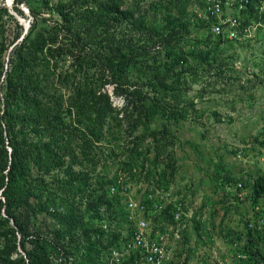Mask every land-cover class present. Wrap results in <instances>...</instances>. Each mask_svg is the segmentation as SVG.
<instances>
[{"label":"trees","instance_id":"16d2710c","mask_svg":"<svg viewBox=\"0 0 264 264\" xmlns=\"http://www.w3.org/2000/svg\"><path fill=\"white\" fill-rule=\"evenodd\" d=\"M258 2L250 0L240 11L245 22L258 16L264 22ZM23 4L32 18L24 36V27L16 24L8 40L0 19V264H111V250L129 238L128 227L117 236L110 233L116 208L125 199L126 210L127 199L109 193L116 175L108 179L107 174L120 156L116 127L127 124L134 145L149 138L153 169L168 170L163 158L172 142H166L175 138L172 127L195 107L190 93L203 98L205 87L217 88L209 95L231 91L226 67H243L233 55L220 58L218 51L225 45L242 50L246 42L210 34L216 21L199 0H133L132 6L125 0H14V11L25 17ZM182 6L192 8L188 16L180 12ZM191 20L204 30V39L190 38L198 28ZM194 71L203 77L198 90ZM107 86L123 99L122 107L113 106ZM184 97L192 101L181 105ZM85 161L88 170H75ZM98 165L103 177L95 180ZM135 168L140 170L121 166L118 171L134 177ZM166 178L164 170L157 180L164 190ZM238 182L257 215L264 203V173L225 184ZM259 215L260 225L245 221L237 264H264V210ZM127 216L123 211L129 223ZM151 219L161 231L175 224L170 206ZM120 264H141L140 256Z\"/></svg>","mask_w":264,"mask_h":264},{"label":"rangeland","instance_id":"374dc122","mask_svg":"<svg viewBox=\"0 0 264 264\" xmlns=\"http://www.w3.org/2000/svg\"><path fill=\"white\" fill-rule=\"evenodd\" d=\"M132 2L133 0H125V6H132ZM143 4L146 6L148 2ZM13 7L14 0H0V9H3L0 13V19L6 25V38L8 40L12 38L16 24L24 27V36L27 30L26 27L29 26V22L32 19L30 13L26 14L21 8V5L19 8L25 17L18 15ZM25 7L27 8L26 5ZM191 11L192 8L188 6H182L180 10L185 16H188ZM149 14L153 15L154 12L150 11ZM8 16H12V19H8ZM190 22L195 27H198L197 23L193 20ZM195 37L204 39V30L199 27L193 29L190 38ZM227 46L225 45L222 49H219L220 58L225 59L233 55V58L236 59L235 62H239L243 68L240 69L234 65L231 71L229 69L231 65L226 67L228 68V72L224 75V79L229 78V83H227L232 84L231 91L227 85L228 88L225 90L227 92L226 94L220 95L214 93L209 95L208 93L210 91L217 90L216 87L212 89L209 87L201 89L207 93L205 95L206 97L203 98L197 97L196 92L190 93V95L193 94L195 96L193 99L195 107L188 111L189 116L185 122L179 121L172 127L175 138L169 139L166 142H172L164 151L163 159H165L167 164L170 163L168 170L162 166H159L156 170L153 169L154 143L149 138L144 142H139L134 145L132 144V138H127V124H121L120 127H116L117 130L114 131V134L119 136L117 137L119 141L116 147L118 148L120 156L115 160V164L110 166L107 176L108 179L115 177V175L117 176L120 172L118 169L121 166H129L130 168L132 166H138L140 170L135 168V176L130 179L132 185L129 192L130 198L145 202L146 204L148 187L150 185H153L160 191L164 188L157 184V180L160 175L162 177L165 170L167 174L166 179L169 183V189L166 191L170 192L174 197L180 198L182 195L184 200L182 198L180 199L186 202L185 210L188 211L192 203L193 205L197 204L199 206V204L210 202L215 197H219L216 193L213 196L208 195L216 192L213 191L215 187L219 188L220 184L230 183V180L236 178L228 174L229 169L227 171V164L224 165L223 159L219 160V158L221 154L227 153V149H229L228 152L230 154L233 150L236 151L239 149L243 145L241 142H250L252 144L257 142L259 140L257 139L259 137H257L258 132L261 129L264 130V56L261 44L256 41H246V47L242 50L239 47L228 50ZM2 61H7L5 54L3 55ZM192 65L193 68L198 67V71H201L200 63H194ZM250 72H254L257 78H251L248 75ZM193 81L196 83L193 89L198 90L200 89L199 82L203 81V77L198 76L194 71ZM106 90L111 97L113 106L115 108L122 107L123 99L113 95L112 86H107ZM189 101H192V99L184 97L181 102L183 104L181 105L187 104ZM159 124L158 121L155 127H158ZM142 130V128H139L136 134H139ZM241 137L248 138L240 139ZM258 143H262L260 146L264 147V138ZM166 155H170L171 160L166 159ZM193 161L196 163H193ZM87 165L88 162H82V165L76 166L75 170L81 172L86 169L88 170ZM256 166V164L250 165L252 173L256 170ZM260 167L263 171L256 173V176L243 173L242 177L246 181H252L253 178L262 175L264 173V157ZM94 174L95 180L103 177L102 165H98L95 168ZM212 176L214 179H210ZM195 197H199L200 199L196 201L197 198L195 199ZM231 199L233 203L247 204L252 207V203L247 197L238 201L237 198L226 196L220 200L212 201L214 210L206 216L204 223L195 220H191V223H189L190 220L185 219V217L183 218V222L185 221L187 225L184 228H180L181 245L187 253V261L192 262V264H237V258L235 259L238 247L237 242L240 238L242 239L241 233L244 230L245 221L251 218L250 221L252 220V223L254 222L260 225L259 214H262L264 210V203L262 204L261 210H258L260 212L256 209L258 212L257 215L252 211L250 214L242 213L246 211L242 209H239V215H237L232 212L234 206L228 205ZM153 201H159L158 196L153 197ZM124 203L125 199H122L121 209L119 206L116 208L118 218H116V223H113L110 227V233L113 236L122 234L128 227L127 220H125V217L123 218V211H126L124 209ZM236 216L238 220H233L232 218ZM153 217L146 218L151 232L157 226L153 219H151ZM88 218L89 216L87 215L86 220ZM41 223L42 219L38 221V224ZM111 238L112 236L108 235V239L111 240ZM260 247L264 250V244H260ZM20 253H22L21 250Z\"/></svg>","mask_w":264,"mask_h":264},{"label":"built area","instance_id":"2783aa9c","mask_svg":"<svg viewBox=\"0 0 264 264\" xmlns=\"http://www.w3.org/2000/svg\"><path fill=\"white\" fill-rule=\"evenodd\" d=\"M199 1L204 5L206 14L216 21L209 29L210 34L232 41H256L261 44L264 51V22L261 21L260 16L256 20L245 22L240 15V11L245 9L250 0ZM256 8L258 9V15L262 14L264 12V0H259ZM133 172L135 173V169ZM130 179V174L120 171L114 184L109 186L111 195L119 192L127 197L126 211L129 221V238L122 243L121 247L111 250V264H120L122 260L132 255H139L141 264H186L187 253L180 243V228H184L186 225L183 218L203 223L205 212L208 210H204L205 212L200 215L196 213L188 214L185 210L186 203L182 199L174 197L164 189L160 191L153 185L148 187L146 201H151L152 205L147 208L145 202L136 201L129 197L132 186ZM226 191L235 194L238 201L247 196L242 182L235 185L228 184ZM155 196H158L159 201H153ZM169 206L175 224L166 225L164 231H161L157 226L151 232L144 215L148 214L149 218L158 216ZM238 258H243V256H238Z\"/></svg>","mask_w":264,"mask_h":264},{"label":"crops","instance_id":"0c3cea01","mask_svg":"<svg viewBox=\"0 0 264 264\" xmlns=\"http://www.w3.org/2000/svg\"><path fill=\"white\" fill-rule=\"evenodd\" d=\"M259 136V137H258ZM257 142H254L253 144L250 143V142H241V144L243 143V145L241 147H239V149H237L236 151H232V153L230 154L228 152L229 149H227V153L226 154H221L219 160H222L224 162V165H226V169L228 171L229 169V175H233L232 177H236V179H239L240 177L243 176V173L246 174V175H252V176H256V173L258 172H262L263 169L261 170V162L263 161V157H264V147H261L260 143H258L259 141H262V139L264 138V130L261 129L260 132H258V135H257ZM263 137V138H262ZM248 137H241L240 139H246ZM211 140V139H210ZM234 152V153H233ZM193 163H196L195 161H193ZM222 164V163H221ZM251 164H256V170L253 171V173L251 172V169H250V165ZM210 179H214V177L212 176V178ZM228 184H220V187H215L213 189V191H216V192H212L211 194H209L208 196H213L215 193L219 196V197H215L213 200H211L210 202H204L202 204H199V206L196 204L191 205V207L188 209V211L186 210V213L188 214H191V213H196V214H202L204 213L205 211L204 210H208L207 212H205V218L207 215L211 214L214 210V204L212 201L214 200H220L221 198H224L226 196L231 197V194H223V189L225 188L226 189V186ZM225 195V196H224ZM180 196V195H179ZM180 198H182L184 200V198L182 197V195L180 196ZM197 198V199H196ZM189 199V198H188ZM196 201H198L200 198L199 197H195ZM195 199H194V202H195ZM186 203V202H185ZM198 203V202H196ZM235 204V205H234ZM228 205H233V209H232V212H234L235 214L239 215V209H242V210H246V211H243L242 213H245V214H250L251 211L253 212L252 210V207L247 204L243 205V204H236V203H233V200L231 199L230 202H228ZM259 210V208H257V211ZM241 217V216H240ZM231 218H229L230 220ZM233 220H238V217H234L232 218ZM193 221V220H192ZM232 221V220H230ZM205 222V219L203 221V223ZM189 223H191V220L189 221ZM187 225V224H186ZM185 225V226H186ZM158 227H160L161 225L160 224H157ZM157 226H155L157 228ZM232 227V226H231ZM234 228V227H232ZM186 229V228H185ZM235 230V228H234ZM181 243V242H180ZM229 247V246H228ZM186 264H192V262L190 263L189 261H187Z\"/></svg>","mask_w":264,"mask_h":264},{"label":"water","instance_id":"95a60500","mask_svg":"<svg viewBox=\"0 0 264 264\" xmlns=\"http://www.w3.org/2000/svg\"><path fill=\"white\" fill-rule=\"evenodd\" d=\"M21 8L23 9V11L26 13V14H29V11L28 9L25 7V5H21ZM26 29H28V27H26ZM27 31V30H26ZM26 34V33H25Z\"/></svg>","mask_w":264,"mask_h":264},{"label":"bare ground","instance_id":"6f19581e","mask_svg":"<svg viewBox=\"0 0 264 264\" xmlns=\"http://www.w3.org/2000/svg\"><path fill=\"white\" fill-rule=\"evenodd\" d=\"M11 1V0H10Z\"/></svg>","mask_w":264,"mask_h":264}]
</instances>
